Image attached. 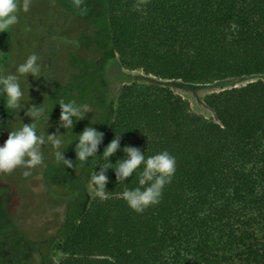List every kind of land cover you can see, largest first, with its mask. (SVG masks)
Masks as SVG:
<instances>
[{"label":"trees","instance_id":"16d2710c","mask_svg":"<svg viewBox=\"0 0 264 264\" xmlns=\"http://www.w3.org/2000/svg\"><path fill=\"white\" fill-rule=\"evenodd\" d=\"M102 11L123 69L228 87L206 98L211 121L162 85L125 86L88 174L99 171L104 147L120 135L121 149L135 146L146 157L168 151L175 175L160 203L137 213L122 193L139 186L138 176L119 183L109 169L107 198L94 200L75 223L62 224L46 244L66 229L59 264H264V0H106ZM11 37L1 46L9 53ZM243 80L255 81L236 87ZM22 88L27 100L31 84ZM30 97L40 103L38 95ZM0 108L11 116L2 145L6 129L25 115L6 109L3 95ZM124 155L118 151L110 160ZM21 169L22 193L30 195ZM54 170L36 174L44 175L51 201H66L69 212L86 193L88 175L81 193L69 172L66 181L52 184Z\"/></svg>","mask_w":264,"mask_h":264},{"label":"rangeland","instance_id":"374dc122","mask_svg":"<svg viewBox=\"0 0 264 264\" xmlns=\"http://www.w3.org/2000/svg\"><path fill=\"white\" fill-rule=\"evenodd\" d=\"M104 7L106 0H84L79 9L73 6L72 0H30L29 11L18 13L19 22L7 32H0L1 76L15 71V68L12 70L10 67V56L13 66L23 63L30 54L35 53L39 57L42 76L39 79H34L31 75L28 78L21 77V86L31 84L29 93L32 96L38 95L39 104L43 103L49 112L53 109L48 121L49 127L44 120L36 122L39 132L53 134L57 131L61 112L58 101L63 99L65 102L76 100L77 103H87L92 111L75 123L72 130L74 135L81 133L86 126L95 127L105 134L113 121L120 91L132 83L162 85L187 100L194 113L215 121V115L206 106L205 100L228 86L161 81L146 76L140 70L123 69L118 56L110 48L108 22L102 11ZM10 34L9 53L2 47ZM253 81L255 80H243L236 87ZM30 103L39 105L35 98H31ZM22 117L10 128H19L22 122H32L30 117ZM92 119L95 124L91 123ZM10 121V114L0 108V122L7 125ZM4 127L0 128V133ZM10 128L4 132V141L8 138ZM59 130L61 133L67 131L63 128ZM73 134L69 130L64 150L65 157L71 159L76 167L63 166L56 161L51 145L42 146L43 166L24 169L30 172L26 184L32 194L22 193L24 184L20 181L18 168L11 173L0 172V187L1 190L5 189L0 193V264H59L63 254L58 249V244L66 229L61 231L57 242L52 245L46 243L62 224L75 223L98 198L90 186L93 173L88 174V171L94 170L96 157L86 163H78L74 151L76 142L70 146L68 144V141L75 139ZM43 167L53 168L54 171L59 169L57 172L52 171L55 174L50 177L52 184L65 180L64 177L69 172L74 177L70 178V184L81 193H84L88 175L86 193L72 205L69 212L65 210L66 201H51L43 180L44 175L40 172L36 174ZM63 190L64 188L57 186L58 192ZM40 253L43 258L38 259Z\"/></svg>","mask_w":264,"mask_h":264},{"label":"clouds","instance_id":"9594fccd","mask_svg":"<svg viewBox=\"0 0 264 264\" xmlns=\"http://www.w3.org/2000/svg\"><path fill=\"white\" fill-rule=\"evenodd\" d=\"M72 3L79 9L84 0H72ZM29 7L30 0H22V3L21 0H0V32H7L16 25L19 22L18 13L20 11L27 13ZM14 68V72L0 76V95L4 97L6 109L13 110L11 112L13 115L17 116L24 110V115L30 117L32 122H22L21 127L10 128L7 140L0 145V172L11 173L17 168L32 169L43 166L42 146L45 145H51L57 162L67 168L76 167L71 159L65 157V138L69 130L73 134L76 122L83 120L89 112L92 113L90 106L87 103H77L76 100L65 102L60 99L58 104L61 112L57 131L53 134L39 132L36 122L44 120L49 127L48 121L53 109L49 112L43 103L39 105L30 103L29 91L26 100V92L21 86V77L28 78L31 75L34 79H39L42 76L39 57L35 53L30 54L23 63L14 65ZM5 122H0V128L6 125ZM91 123L95 124L93 119ZM60 128L66 129V133H61ZM73 136L75 139L68 141V144L70 146L76 142L74 151L78 163H86L98 155L99 146L104 140L103 132L95 127L86 126L81 133ZM118 151L125 154L124 158L117 159L113 164L110 158ZM101 155L105 163L99 166V171L95 170L90 178V186L94 189L95 195L101 200L107 198L109 169L115 171L119 183L126 181L135 173L139 186L125 190L122 196L128 206L137 213H143L149 206L160 203L165 186L171 183L176 172V159L168 151L146 157L145 152L135 146L125 145L121 149L120 135H116L104 147ZM24 175L28 176L30 172L24 171Z\"/></svg>","mask_w":264,"mask_h":264}]
</instances>
